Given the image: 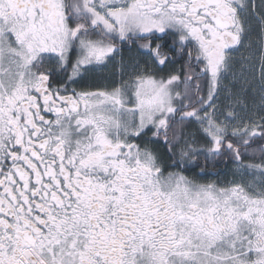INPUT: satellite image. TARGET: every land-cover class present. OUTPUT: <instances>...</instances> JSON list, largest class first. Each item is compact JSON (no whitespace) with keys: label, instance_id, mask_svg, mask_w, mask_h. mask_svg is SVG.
Returning a JSON list of instances; mask_svg holds the SVG:
<instances>
[{"label":"snow or ice","instance_id":"obj_1","mask_svg":"<svg viewBox=\"0 0 264 264\" xmlns=\"http://www.w3.org/2000/svg\"><path fill=\"white\" fill-rule=\"evenodd\" d=\"M0 264H264V0H0Z\"/></svg>","mask_w":264,"mask_h":264}]
</instances>
